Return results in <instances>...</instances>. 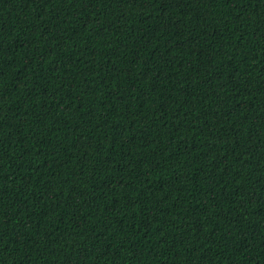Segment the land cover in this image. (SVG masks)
<instances>
[{"label":"trees","instance_id":"1","mask_svg":"<svg viewBox=\"0 0 264 264\" xmlns=\"http://www.w3.org/2000/svg\"><path fill=\"white\" fill-rule=\"evenodd\" d=\"M0 264H264V0H0Z\"/></svg>","mask_w":264,"mask_h":264}]
</instances>
